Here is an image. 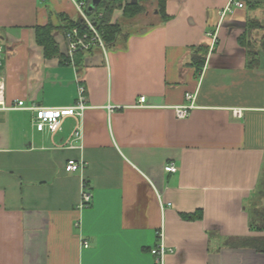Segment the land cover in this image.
<instances>
[{
    "label": "crops",
    "instance_id": "0c3cea01",
    "mask_svg": "<svg viewBox=\"0 0 264 264\" xmlns=\"http://www.w3.org/2000/svg\"><path fill=\"white\" fill-rule=\"evenodd\" d=\"M80 2L91 0H0L5 103L70 106L79 79L88 106L53 134L34 128L32 110L0 109V264H157L160 228L164 264H264V249L243 244L264 238L251 216L264 208V0L223 18L229 0H166L167 21L153 10L140 24L115 9L114 46L76 64L62 26L81 18ZM45 25L62 58L36 43ZM208 32L216 40L197 72L193 47ZM186 93L195 107L178 118ZM70 158L83 168L67 172ZM82 191L91 201L79 208ZM198 210L200 219L182 217Z\"/></svg>",
    "mask_w": 264,
    "mask_h": 264
},
{
    "label": "built area",
    "instance_id": "2783aa9c",
    "mask_svg": "<svg viewBox=\"0 0 264 264\" xmlns=\"http://www.w3.org/2000/svg\"><path fill=\"white\" fill-rule=\"evenodd\" d=\"M244 6L243 0H229L228 4L220 10V17L223 18L226 13L231 12L233 7L242 8ZM77 10L80 14V17L85 22L86 26L92 32L93 37L91 39L88 38L87 33L80 34L77 31V28H71L64 34V39L66 41V49L65 55L71 60L73 54L77 50H88L92 43H96L100 50H104V45L95 30L94 25L87 17V14L84 10L83 3H77ZM206 36L209 40V47H212L216 40V33H206ZM4 60V48L0 41V67L3 64ZM77 84V97L76 101L73 105L65 106V107H48V106H35L31 104L29 106H24V102L19 100L11 105H7L4 99V79L0 73V109L2 110H10L16 108H25L33 111V119L32 123L36 130L43 131L47 130L50 133H55L57 130L60 129L61 123L64 118L66 117H79L82 115L83 111L88 107L85 103V96H84V86L80 83L78 79ZM185 100L187 101L186 104L174 106L175 114L178 118H184L188 116L189 112L195 107L194 105V94L186 93ZM138 106L146 105V98L145 96H140L137 101ZM234 116H240L241 111L239 109L233 110ZM72 135L75 138L81 137V132L79 127L77 126L76 129L73 131ZM72 146V145H71ZM84 164L81 160H77L74 158H70L67 160L65 164V170L67 172H75L81 170ZM164 170L167 172L175 173L177 171L176 166L173 163H167L164 165ZM91 201V195L87 191H82L80 202L78 204L79 208L87 206ZM156 238L158 240L157 244L150 249V252L155 258L157 264H164V256L168 251L171 249L167 248L164 243V234L163 229L160 228L155 232ZM84 246H87L85 242H83Z\"/></svg>",
    "mask_w": 264,
    "mask_h": 264
},
{
    "label": "trees",
    "instance_id": "16d2710c",
    "mask_svg": "<svg viewBox=\"0 0 264 264\" xmlns=\"http://www.w3.org/2000/svg\"><path fill=\"white\" fill-rule=\"evenodd\" d=\"M150 3L154 5V9L158 15L159 22H165L170 17L165 12V3L166 0H100L98 4L94 6L91 10L85 9L87 17L90 19L92 24L95 27L96 32L98 33L103 45L105 48L113 47L118 36L122 33V27L119 23H112L111 17L112 13L115 9L122 10V16L126 18H132L138 15L139 13L145 11L144 4ZM89 6V5H88ZM63 33L65 34L71 28H77L80 34L87 33L88 38L91 39L93 37L92 32L86 26L85 22L82 18H79L77 21H65V24L62 26ZM54 27L51 25L45 26H36L35 27V41L37 44L43 47L44 56L46 58H50L53 56H58L62 58V55L58 51V45L54 41L53 31ZM246 36L243 34L239 37V43L244 45L247 49L248 53V67H254L257 62V52L252 48V46L248 43H245ZM264 45V39L262 41ZM100 50L99 46L96 43H92L91 47L84 50H77L73 54L74 62L78 64L81 60L83 54L92 53ZM209 50L208 44H199L193 47L192 52V63L195 65L196 71L199 72L201 67L205 61L206 55ZM63 62H70V60L66 57L62 59ZM262 188L260 192L264 195V171L261 177ZM252 223H260L262 229H264V208L258 209L253 208L252 211ZM255 216V218L253 217ZM182 217L186 220H194L201 218V211H195L192 213H184ZM257 222V223H256ZM258 227V226H257ZM244 245H249L255 247L256 249H264V238L256 239V238H246L243 241Z\"/></svg>",
    "mask_w": 264,
    "mask_h": 264
},
{
    "label": "rangeland",
    "instance_id": "374dc122",
    "mask_svg": "<svg viewBox=\"0 0 264 264\" xmlns=\"http://www.w3.org/2000/svg\"><path fill=\"white\" fill-rule=\"evenodd\" d=\"M128 1H130V0H128ZM144 9H145V11H147V14H149V13H151L153 11L154 5L153 4H150V3H145L144 4ZM145 11L139 13L138 15L143 17V13H145ZM138 15H136V16H138ZM135 17H132V18H126V17H124V19H126V20H124L123 18L121 20H122V22L125 21V22L130 23V24H132V22L135 23V24H138V23L140 24V20H138L137 17H136L137 18L136 21H134L135 20ZM129 19H131V21ZM121 27H122V25H121ZM123 27H125V26H123ZM253 217L255 218V216H253Z\"/></svg>",
    "mask_w": 264,
    "mask_h": 264
},
{
    "label": "water",
    "instance_id": "95a60500",
    "mask_svg": "<svg viewBox=\"0 0 264 264\" xmlns=\"http://www.w3.org/2000/svg\"><path fill=\"white\" fill-rule=\"evenodd\" d=\"M99 1L100 0H91L89 6L87 7V10H91L92 8H94V6L99 3Z\"/></svg>",
    "mask_w": 264,
    "mask_h": 264
}]
</instances>
